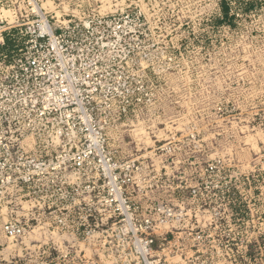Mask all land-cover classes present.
I'll use <instances>...</instances> for the list:
<instances>
[{"label": "rangeland", "instance_id": "obj_1", "mask_svg": "<svg viewBox=\"0 0 264 264\" xmlns=\"http://www.w3.org/2000/svg\"><path fill=\"white\" fill-rule=\"evenodd\" d=\"M127 1L132 60L84 115L0 101V264H264V0ZM62 2L0 0V78Z\"/></svg>", "mask_w": 264, "mask_h": 264}, {"label": "built area", "instance_id": "obj_2", "mask_svg": "<svg viewBox=\"0 0 264 264\" xmlns=\"http://www.w3.org/2000/svg\"><path fill=\"white\" fill-rule=\"evenodd\" d=\"M64 2L58 14L49 16L51 23L44 15L28 27L15 22L13 27L26 41L2 71L0 80L5 86L0 101L12 115L2 123L19 126L24 108L45 124L61 114L84 115L82 105L75 108V95L87 86L92 77L89 71L96 75L114 69L110 61L123 69L132 60L134 29L145 24L141 23L145 20L142 8L136 11L137 5L127 0H77L71 11ZM113 50L116 59L110 55ZM7 233L12 235L14 230Z\"/></svg>", "mask_w": 264, "mask_h": 264}, {"label": "trees", "instance_id": "obj_3", "mask_svg": "<svg viewBox=\"0 0 264 264\" xmlns=\"http://www.w3.org/2000/svg\"><path fill=\"white\" fill-rule=\"evenodd\" d=\"M228 12H227V9L224 7L223 8V20H217L218 21V24H221V23H223L224 21H226L227 19H228ZM232 17H234V16H232Z\"/></svg>", "mask_w": 264, "mask_h": 264}, {"label": "bare ground", "instance_id": "obj_4", "mask_svg": "<svg viewBox=\"0 0 264 264\" xmlns=\"http://www.w3.org/2000/svg\"><path fill=\"white\" fill-rule=\"evenodd\" d=\"M28 141V140H27ZM30 142V141H29ZM28 143V142H27Z\"/></svg>", "mask_w": 264, "mask_h": 264}]
</instances>
